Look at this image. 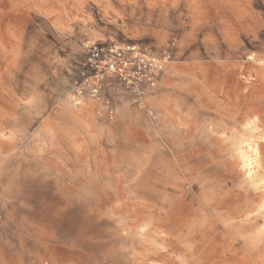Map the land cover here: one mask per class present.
<instances>
[{
	"label": "rangeland",
	"instance_id": "obj_1",
	"mask_svg": "<svg viewBox=\"0 0 264 264\" xmlns=\"http://www.w3.org/2000/svg\"><path fill=\"white\" fill-rule=\"evenodd\" d=\"M263 130L264 0H0V264H264Z\"/></svg>",
	"mask_w": 264,
	"mask_h": 264
},
{
	"label": "built area",
	"instance_id": "obj_2",
	"mask_svg": "<svg viewBox=\"0 0 264 264\" xmlns=\"http://www.w3.org/2000/svg\"><path fill=\"white\" fill-rule=\"evenodd\" d=\"M90 61L95 72L74 90L79 97L88 96L97 100L103 95L105 86L110 88L114 80L126 90L141 96L144 87L151 88L155 85L163 68L161 59L142 52L133 45L111 48L104 55L92 52ZM106 110L109 114L113 112L108 102Z\"/></svg>",
	"mask_w": 264,
	"mask_h": 264
},
{
	"label": "crops",
	"instance_id": "obj_3",
	"mask_svg": "<svg viewBox=\"0 0 264 264\" xmlns=\"http://www.w3.org/2000/svg\"><path fill=\"white\" fill-rule=\"evenodd\" d=\"M144 88H147V87H144ZM116 90H117V88L114 89L112 86H111L110 88L107 89V91H108V92H111L112 94L115 93ZM123 90H124L125 93H128V90H126L125 88H123ZM103 96H104V94H103ZM3 243H5L4 240H3Z\"/></svg>",
	"mask_w": 264,
	"mask_h": 264
},
{
	"label": "bare ground",
	"instance_id": "obj_4",
	"mask_svg": "<svg viewBox=\"0 0 264 264\" xmlns=\"http://www.w3.org/2000/svg\"><path fill=\"white\" fill-rule=\"evenodd\" d=\"M256 130V128H254ZM264 131V130H263ZM218 132V131H217ZM261 133V132H260ZM219 134V133H218ZM220 135V134H219ZM262 160V159H261ZM263 161V160H262ZM261 163V162H260ZM261 168V167H260ZM260 179V178H259ZM263 182L262 179L259 180V183ZM263 208V206L260 207V209Z\"/></svg>",
	"mask_w": 264,
	"mask_h": 264
}]
</instances>
